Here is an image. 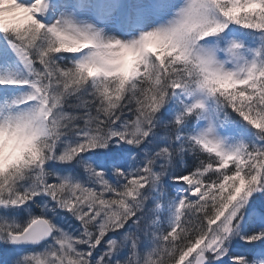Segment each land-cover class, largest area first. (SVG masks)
<instances>
[{
  "label": "snow or ice",
  "instance_id": "snow-or-ice-1",
  "mask_svg": "<svg viewBox=\"0 0 264 264\" xmlns=\"http://www.w3.org/2000/svg\"><path fill=\"white\" fill-rule=\"evenodd\" d=\"M0 264H264V0H0Z\"/></svg>",
  "mask_w": 264,
  "mask_h": 264
},
{
  "label": "rangeland",
  "instance_id": "rangeland-1",
  "mask_svg": "<svg viewBox=\"0 0 264 264\" xmlns=\"http://www.w3.org/2000/svg\"><path fill=\"white\" fill-rule=\"evenodd\" d=\"M6 255H7V253L4 252V250H3V246H0V259H3L4 256H6Z\"/></svg>",
  "mask_w": 264,
  "mask_h": 264
}]
</instances>
